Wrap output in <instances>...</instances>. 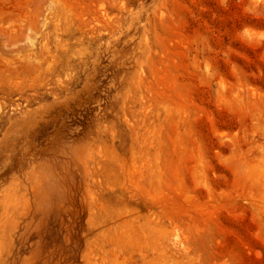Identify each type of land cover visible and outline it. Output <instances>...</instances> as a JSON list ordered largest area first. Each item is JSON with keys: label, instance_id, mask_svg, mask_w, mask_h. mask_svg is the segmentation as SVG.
<instances>
[{"label": "rangeland", "instance_id": "374dc122", "mask_svg": "<svg viewBox=\"0 0 264 264\" xmlns=\"http://www.w3.org/2000/svg\"><path fill=\"white\" fill-rule=\"evenodd\" d=\"M0 264H264V0H0Z\"/></svg>", "mask_w": 264, "mask_h": 264}]
</instances>
